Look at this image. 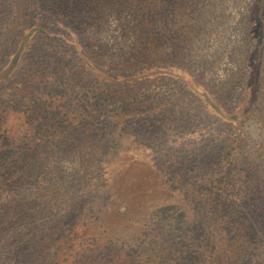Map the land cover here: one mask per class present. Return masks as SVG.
<instances>
[{
    "label": "trees",
    "instance_id": "trees-1",
    "mask_svg": "<svg viewBox=\"0 0 264 264\" xmlns=\"http://www.w3.org/2000/svg\"><path fill=\"white\" fill-rule=\"evenodd\" d=\"M198 1L0 0V264L264 260V145L250 146L242 129L249 115L264 121V0L252 1L232 45L241 73H228L225 89L249 83L234 108L204 78L223 59L208 43L229 27L227 9ZM113 13L123 37L109 43ZM155 82L179 94L140 91ZM199 111L233 134L203 144V161L218 158L225 175L202 191L181 187L173 202L147 175L177 181L176 172L129 152L154 148L157 125H198ZM10 113L20 128L1 132ZM227 139L235 152L223 150ZM226 179L232 202L216 190Z\"/></svg>",
    "mask_w": 264,
    "mask_h": 264
},
{
    "label": "rangeland",
    "instance_id": "rangeland-1",
    "mask_svg": "<svg viewBox=\"0 0 264 264\" xmlns=\"http://www.w3.org/2000/svg\"><path fill=\"white\" fill-rule=\"evenodd\" d=\"M252 1L253 0H220V2H217L220 7H223L224 9H227L226 12V18L224 19L225 25L229 26L225 29V32L221 34L220 37H216V39H212L209 41L208 46H210L208 53L213 54L215 49H218V46L222 49L219 50L220 53L224 52L223 59L219 63V66L215 68L212 71L205 72V80L206 82L208 80H212L215 83L214 88H219L222 91V99H224V103L226 104V107L234 108L241 102V100L245 96V90L246 86L249 84L246 81H240L239 85H241L240 89H235L233 92V95H228L229 90L226 88V76L228 73H231L232 71L237 72V75L240 77L241 70L239 68L240 64L237 57L238 54L232 56V45L235 41H239L242 36H244V32L242 29L246 25V20L250 16L249 9L252 7ZM206 1H198L197 5L202 6L205 5ZM177 6V3L173 1L169 4V7L173 10ZM124 16H127L126 13H124ZM125 19H121L120 17H117L113 13L111 16V28L110 30L106 31L105 39L109 40V43H114L116 41H120L123 37V30L120 25V22L124 21ZM257 35V33H255ZM117 39V40H116ZM208 47H205V50H207ZM264 86V82H263ZM176 87H172V85H169L167 83H159L155 82L154 84L150 85V88L144 87L140 89L141 92H144L145 90L147 92H153L165 94V95H173V94H179V89L175 91ZM237 90V91H236ZM174 92V93H173ZM232 93V91H230ZM183 92L181 93V95ZM186 93L183 94V96ZM259 108H262L264 110L263 104H257ZM176 118V117H174ZM194 119L196 122H198V125L192 127L190 125L186 126L189 120L185 117L181 124L176 123L178 128L175 126L173 127H166L163 129H160L158 132L156 129H159V126L157 125L156 128L151 132L153 135V142H154V148L146 150L144 152L139 150H134L132 152H129V155L133 158H138V161L148 162L152 168L153 166H157L159 168H167L171 167V172H176L174 175L175 178H177V181H170L168 175H165V177H161V182H158L159 173L152 172L149 176L147 175L149 169L144 168L143 165L139 164L138 161L134 163V168L136 172L139 174L147 175V180H149V177L151 178L153 184L152 187L156 188V192H164L168 196V198L171 201H180L183 197V193L185 192L184 189H181V187L185 188L186 186L197 185L198 189H203L206 187H212L211 186V180L213 178H217V175L219 177L224 176L225 173L222 170L221 163H219L218 158L213 157L211 160L203 161V151H204V142L209 139L210 137L214 136H231L233 137V134L231 133V130L229 128H225V126L221 125L219 122H215L214 119H210L208 115L205 114V112H195ZM4 121V122H3ZM2 122V130H4V126L7 125L9 130H12L13 133L18 131V128H20L21 119L18 118L16 114H9L7 115ZM237 123V122H236ZM180 124V125H179ZM243 131L244 133L249 135V142H251L250 146H256L257 148L262 147L264 145V121L263 117L258 118L256 115H249V118L245 120L243 123ZM223 127L225 128L224 131H227V133H222ZM164 130V131H163ZM166 130V131H165ZM222 132L219 134L218 132ZM0 140H3L2 138ZM226 146L223 147V150L227 152H235V150H231L236 143H231V140H226ZM141 152V153H140ZM149 153V155H147ZM208 155V152L206 153ZM70 168V165H66V168ZM150 168V169H152ZM211 169L212 173L209 174L208 170ZM214 175V176H213ZM212 176V177H211ZM166 180V182H165ZM165 182V183H164ZM149 186H151L149 184ZM166 190V191H165ZM216 190L217 192L224 197V200L232 202L231 197L235 198L233 195L235 192L232 189L229 181L221 180L216 184ZM202 191V190H201ZM228 191L231 192V195L228 197ZM174 192V193H173ZM202 194L199 193V196ZM172 196V197H170ZM227 207L224 206L223 209H226ZM263 263L262 261H257L256 263Z\"/></svg>",
    "mask_w": 264,
    "mask_h": 264
}]
</instances>
